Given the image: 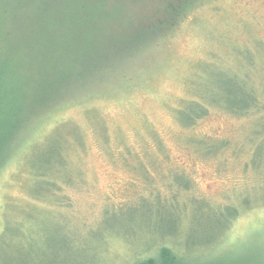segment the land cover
Here are the masks:
<instances>
[{
  "label": "rangeland",
  "instance_id": "374dc122",
  "mask_svg": "<svg viewBox=\"0 0 264 264\" xmlns=\"http://www.w3.org/2000/svg\"><path fill=\"white\" fill-rule=\"evenodd\" d=\"M85 2L102 14L84 24L68 17L50 31L63 49L84 41L112 61L129 15L152 6ZM180 22L121 72L101 67L111 78L97 82L89 79L101 70L83 71L84 80L60 93L36 87V105L18 132L9 130L16 138L0 166V233L6 218L19 223L21 210L37 206L53 244L36 260V240L32 248L0 241V264H133L161 245L191 263L215 256L264 264V0H205ZM32 30L21 25L2 42L0 67L36 86L50 71L36 65ZM236 76H246L260 100L245 114L218 106L234 99ZM64 95L60 108L36 115ZM194 102L207 111L187 125ZM59 157L54 200L36 202V171Z\"/></svg>",
  "mask_w": 264,
  "mask_h": 264
},
{
  "label": "trees",
  "instance_id": "16d2710c",
  "mask_svg": "<svg viewBox=\"0 0 264 264\" xmlns=\"http://www.w3.org/2000/svg\"><path fill=\"white\" fill-rule=\"evenodd\" d=\"M96 1V0H95ZM205 0H157L158 4H153L152 0H133L138 7L146 8V4H152L148 7V10L136 17V15H129V24L121 30L120 36L123 38L117 46L114 48L115 60L112 61L106 58L104 55L101 57L98 54V50L94 51L95 44L85 43L84 41H76L77 44L72 47L70 51L69 47L63 49L59 39H56V33H51L50 29L55 25L63 24L68 17H72L75 21H80V24L92 21V16L95 12L102 14V9L86 10L85 0H0V46L5 45L2 43L5 41L11 42L15 37V31L18 37V28L21 25L33 28L31 36L36 34V65L39 67H49V73L47 75L42 74L39 80L35 84L27 83L20 79L19 74L8 72L7 64L0 67V166L3 164L5 153L14 146L16 131L18 132L21 126L18 128L17 123H20L22 119L27 120V114L30 113L26 108H31L36 105V87L41 93H60V89L67 87L69 84L75 85L83 78V71L96 72L101 70L104 65L108 67H114L117 73L121 72L125 66L139 56V53L146 49L147 44L152 43V40L161 35H166L174 31L181 20L184 19L190 12H192L197 6L204 3ZM15 9L18 14H12L9 9ZM153 10V13L151 11ZM72 14V15H70ZM20 21L21 24L16 23ZM12 28L8 31L5 28L7 25ZM118 32V31H116ZM115 33V32H114ZM113 34V33H111ZM5 38V39H4ZM111 48L114 47V43H110ZM40 47H49V53L43 54ZM94 51V53H93ZM93 53V54H91ZM131 57V58H129ZM0 58L3 61L5 59V53L0 54ZM129 58V59H128ZM2 61V62H3ZM8 61V60H7ZM10 62H13L10 61ZM1 63V62H0ZM23 66V64H22ZM66 70V71H63ZM102 77H94V76ZM109 76V77H108ZM240 79L239 85L235 86V89L228 91V94H232L234 99L228 101L230 104L218 105L229 113L245 114L250 109L256 108L260 103L257 97V91L251 84L248 83L246 76H236ZM111 78L104 70L100 73L91 75L89 80H96L97 82L102 79ZM75 79V82L72 81ZM82 86V85H81ZM84 90L90 88V85L83 82ZM40 88V89H38ZM66 90H64V93ZM72 93V94H71ZM70 96L76 95L77 92H71ZM259 93V92H258ZM90 93L89 95H93ZM201 94H204L201 92ZM68 96H62L49 104L43 106L41 111H37L36 115L41 112L49 113L51 110L60 108L61 104H64V98ZM206 97V96H205ZM213 104L211 101L206 100ZM217 105V104H216ZM264 107V104L262 105ZM42 107V106H40ZM185 108V107H184ZM13 110V114L10 113ZM206 108L198 103H192V106L186 111V124L190 125L194 123L198 118L206 114ZM18 112H24L26 115L18 119ZM53 112V111H52ZM18 125V124H17ZM9 132V130H15ZM218 146H213V150H217ZM46 163V162H45ZM64 161L59 157L56 161L52 160L45 164V167L36 171V202H43L54 200V194L57 193L59 187L56 186L55 181L51 179L55 173L63 168ZM65 176H63V179ZM66 180V179H65ZM11 210H14V205H11ZM19 223L11 222L6 218L4 222L5 227L0 233V241H9L14 244H22L27 248L34 246V240H36V260L38 255L42 254L52 246V239L47 237L45 232H42V224L39 221L44 210L35 208L21 210ZM25 217V220H24ZM14 225L16 230L20 227L23 231L20 233L13 232ZM12 232V234H11ZM11 234V235H10ZM46 234V235H45ZM264 258V253H262ZM215 257V256H214ZM214 257H208L198 262H188L180 254L175 252L172 248L166 245H161L157 250L151 254L146 255L141 259L136 260L133 264H221V261H213ZM225 262L224 264H226ZM259 263V261L257 262ZM232 264H255L247 259H238L232 262ZM260 264V263H259Z\"/></svg>",
  "mask_w": 264,
  "mask_h": 264
}]
</instances>
